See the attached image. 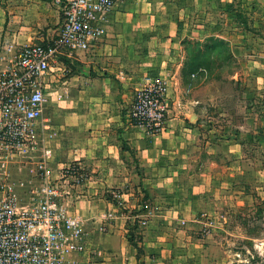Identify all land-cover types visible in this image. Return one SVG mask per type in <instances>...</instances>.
<instances>
[{"label": "crops", "instance_id": "0c3cea01", "mask_svg": "<svg viewBox=\"0 0 264 264\" xmlns=\"http://www.w3.org/2000/svg\"><path fill=\"white\" fill-rule=\"evenodd\" d=\"M64 20L55 0H0V63L22 45L53 41ZM105 26L89 50L59 55L39 128L54 168L74 162L88 174L81 183L61 181L66 208L83 221L88 240L86 251L69 257L81 264H208L211 234L201 231L202 214L222 191L241 203L254 195L237 180L249 155L240 136L214 126L204 133L202 125L219 117L202 120L195 107L207 100L202 90L217 98L223 83H236L246 94V122L264 126V0H126ZM194 43L202 53L211 47L222 64L213 78L198 65L207 73L182 102L181 73ZM152 76L168 85L160 132L130 117L137 89Z\"/></svg>", "mask_w": 264, "mask_h": 264}, {"label": "built area", "instance_id": "2783aa9c", "mask_svg": "<svg viewBox=\"0 0 264 264\" xmlns=\"http://www.w3.org/2000/svg\"><path fill=\"white\" fill-rule=\"evenodd\" d=\"M55 1L65 16L58 36L46 44L22 45L0 63V264H81L69 255L88 248L83 221L68 212L61 186L63 179L81 183L86 171L72 162L54 168L44 156L37 161L39 184L27 188L15 180L14 165L39 136L50 94L47 79L59 55L89 50L104 35L108 15L126 0ZM167 86L152 76L137 89L130 108L134 123L151 132L165 129ZM152 214L150 208L147 216ZM106 216L111 220L115 213ZM202 219L201 231L208 236L215 219L207 213Z\"/></svg>", "mask_w": 264, "mask_h": 264}, {"label": "rangeland", "instance_id": "374dc122", "mask_svg": "<svg viewBox=\"0 0 264 264\" xmlns=\"http://www.w3.org/2000/svg\"><path fill=\"white\" fill-rule=\"evenodd\" d=\"M190 47L192 54L188 61L189 65H186L181 73L182 85L186 87L183 88L181 85L180 88L182 102L196 92L190 88L207 73V70L197 68L198 65H205L212 72V77H207L208 80L214 77L213 73L219 72L216 66L222 64V60L214 58V50L211 47L203 53L202 48L196 43L190 44ZM223 52L224 55H229L228 48L226 52L223 48ZM228 67L223 68L226 74L229 71ZM192 72L197 74L193 76ZM224 78L230 79L229 76ZM201 92L207 100L195 107L196 113L202 120H206L205 117L208 115L219 117L215 123L207 122L202 125V131L208 134L210 128L214 126L218 133L221 132L224 136L235 133L240 136L243 148L249 155L245 157L247 161L243 162L246 166L245 172H240L237 180L239 185H248V190L254 195L253 202L248 200L241 203L235 197V193L222 191L219 199L210 208V212L206 211L210 217L215 218L212 234L207 238L208 264H264V156L262 154L264 126L260 123L246 122L247 111L242 107V104H246V101H243L246 94L239 92L236 83H223L217 98L210 95L207 89ZM258 110L255 109V113L260 115ZM43 149L42 140L37 136L29 152L14 165V177L18 183L24 182L27 188L39 184L37 161L44 157Z\"/></svg>", "mask_w": 264, "mask_h": 264}, {"label": "trees", "instance_id": "16d2710c", "mask_svg": "<svg viewBox=\"0 0 264 264\" xmlns=\"http://www.w3.org/2000/svg\"><path fill=\"white\" fill-rule=\"evenodd\" d=\"M131 239L133 240V237Z\"/></svg>", "mask_w": 264, "mask_h": 264}]
</instances>
